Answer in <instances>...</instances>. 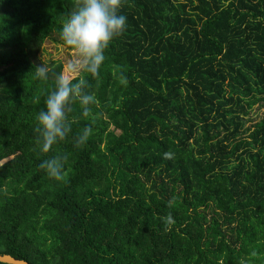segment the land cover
Wrapping results in <instances>:
<instances>
[{
	"label": "trees",
	"instance_id": "trees-1",
	"mask_svg": "<svg viewBox=\"0 0 264 264\" xmlns=\"http://www.w3.org/2000/svg\"><path fill=\"white\" fill-rule=\"evenodd\" d=\"M76 4L0 0V254L264 264V117L246 126L264 102V0H120L124 31L95 74L70 77L93 100L41 151L36 116L64 65L40 53L73 50L59 33ZM57 156L60 180L39 167Z\"/></svg>",
	"mask_w": 264,
	"mask_h": 264
},
{
	"label": "clouds",
	"instance_id": "clouds-1",
	"mask_svg": "<svg viewBox=\"0 0 264 264\" xmlns=\"http://www.w3.org/2000/svg\"><path fill=\"white\" fill-rule=\"evenodd\" d=\"M120 0H77L60 29V38L66 46L76 53V59L70 62L76 70L95 74L104 60V50L119 36L126 27V17L120 13ZM46 68L37 64L34 74L46 78ZM86 81L81 78L73 82L65 73L56 75L54 90L44 99L43 108L36 116L37 142L41 151L63 140L70 131L67 113L73 101L86 106L93 100L90 93L84 91ZM87 107L84 112L87 113ZM89 134L85 128L77 137V143ZM64 156L41 160L39 167L48 176L62 178Z\"/></svg>",
	"mask_w": 264,
	"mask_h": 264
},
{
	"label": "rangeland",
	"instance_id": "rangeland-1",
	"mask_svg": "<svg viewBox=\"0 0 264 264\" xmlns=\"http://www.w3.org/2000/svg\"><path fill=\"white\" fill-rule=\"evenodd\" d=\"M42 48H45V50H42V52L40 53L43 61L49 59H56V61H61L64 65V73L69 78L79 74L80 70H76L72 66H70V62L74 61L77 58L74 50L63 51L62 48L53 43L43 44ZM54 48H56V50H54ZM42 53L44 56L42 55ZM250 111V114L246 117V126L253 125L264 117V102L262 105H255Z\"/></svg>",
	"mask_w": 264,
	"mask_h": 264
},
{
	"label": "water",
	"instance_id": "water-1",
	"mask_svg": "<svg viewBox=\"0 0 264 264\" xmlns=\"http://www.w3.org/2000/svg\"><path fill=\"white\" fill-rule=\"evenodd\" d=\"M0 262L6 264H30L25 260L17 259L9 254H0Z\"/></svg>",
	"mask_w": 264,
	"mask_h": 264
}]
</instances>
